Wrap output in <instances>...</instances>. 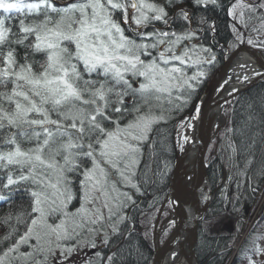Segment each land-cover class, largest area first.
Here are the masks:
<instances>
[{
	"label": "snow or ice",
	"instance_id": "1",
	"mask_svg": "<svg viewBox=\"0 0 264 264\" xmlns=\"http://www.w3.org/2000/svg\"><path fill=\"white\" fill-rule=\"evenodd\" d=\"M188 2L0 0V202L27 197L22 213L0 220L10 227L0 264H116L119 250L105 249L134 202L120 185L136 187L139 144L164 118L153 102L166 96L182 108L217 63L205 46L215 23L198 12L222 11L245 29L256 20L252 31L264 35V0H244L238 15L237 0ZM13 12L25 16L15 32ZM233 30L264 50V40ZM253 76L264 71L241 82ZM199 115L197 106L188 120ZM262 241L264 233L249 236L240 249L247 264H264Z\"/></svg>",
	"mask_w": 264,
	"mask_h": 264
},
{
	"label": "trees",
	"instance_id": "2",
	"mask_svg": "<svg viewBox=\"0 0 264 264\" xmlns=\"http://www.w3.org/2000/svg\"><path fill=\"white\" fill-rule=\"evenodd\" d=\"M155 2L164 3L165 0H155ZM238 3L243 4L244 0H237ZM184 7H193L191 0L185 3ZM200 14L208 17L210 23H215L216 30L208 34L205 46L214 47L217 63L206 82L192 93L188 103L182 108L179 107L181 101H176L174 98L169 101L167 97L162 98L160 109L153 107L154 115L164 118L158 119L149 128L146 140L139 144V154L132 175V182L136 187L128 190L120 186L122 191L128 192L134 202H129L123 209L126 219L120 225L121 234L118 238H113L110 251L105 249L108 254L119 250L116 264H152L153 224L169 192L176 160L175 128L189 115L212 76L236 48L232 20L229 16L219 10L206 9H201L198 16ZM0 15L4 14L0 12ZM11 16L13 18L6 23L14 32L18 31V22L25 16L15 12L11 13ZM33 18L27 17L28 20ZM254 25L258 27L259 22L249 21L246 29L240 22L238 23L246 36H258L264 40V35L252 31ZM18 54L20 57L23 56V48H18ZM153 103L157 104L156 101ZM216 145L215 155H210L213 146L210 144L205 158L212 199L204 220L198 225L196 261L197 264H228L229 262L247 264L240 249L245 246L249 236L254 237L264 233V210L249 229L232 258L231 254L232 246L242 228L241 221L243 222L256 207L259 195L264 192V176L261 175L264 171V83L242 93L234 100L229 109L227 126L221 131ZM161 173L164 174L163 179ZM13 201L0 202V220L5 214L22 213V210L27 208L26 196L17 194L13 197ZM166 207H168L167 212L172 209L170 203H167ZM11 224L17 227L19 232L24 231L23 224H18L15 219ZM9 231L10 227L0 222V249L7 246L9 241L4 238Z\"/></svg>",
	"mask_w": 264,
	"mask_h": 264
},
{
	"label": "water",
	"instance_id": "3",
	"mask_svg": "<svg viewBox=\"0 0 264 264\" xmlns=\"http://www.w3.org/2000/svg\"><path fill=\"white\" fill-rule=\"evenodd\" d=\"M245 48V44H243L239 49H237L234 53H232L227 60L223 63V65L217 70V72L212 76L209 83L207 84L205 90L203 91L201 97L195 104L193 110L189 113L188 118L192 115L194 109L199 106L200 109V115L199 118L195 120L194 128H193V135H192V141L191 144L193 145L196 153L197 158V173H196V182L194 185V188L192 190L189 206L187 210V216L185 220L182 218H179L178 221L175 223V226L167 239L163 242L162 245L159 244V241L157 242L156 238L159 232L157 231V227L160 222L161 213L165 209V206L167 203L171 202V196H172V181L174 178V175L176 173V169L178 166V162L180 157L184 154V149L181 152L180 155L176 156V162L174 165L173 174L170 179L169 183V192L164 200V203L161 206V209L157 215L156 221H155V229H154V249H153V262L152 264H159V261L161 260L164 252L168 247H174L175 245H181L185 237L192 233L194 236V244L190 252V256H193V258L196 261L195 256V245L197 242V231H198V225L204 220L211 199H212V192L208 181L207 176V166L205 163V157L207 153L208 146L213 141V138L216 136V133L211 136L209 133H207V129L205 130V124L206 120L209 114H213L217 108H220L224 104L227 103H233L234 100L241 95L244 92H247L251 88L258 86L260 84L264 83V79L258 78V77H252V79L245 83L241 88L234 91L233 93L229 94L228 96L222 97L221 96V85L223 84V76L225 74V71L229 65V62L232 60V58L237 54V52ZM253 50V49H252ZM254 52H258L256 50H253ZM218 89H221L218 91ZM206 186V190L208 193L207 199L199 204L198 210L194 207L193 201H198L199 197V191L203 186ZM172 204V202H171ZM172 215H174V207L172 205ZM170 218L166 219L164 223L170 221ZM186 263L190 264V257L186 256ZM197 263V261H196Z\"/></svg>",
	"mask_w": 264,
	"mask_h": 264
},
{
	"label": "bare ground",
	"instance_id": "4",
	"mask_svg": "<svg viewBox=\"0 0 264 264\" xmlns=\"http://www.w3.org/2000/svg\"><path fill=\"white\" fill-rule=\"evenodd\" d=\"M242 64H248L249 67H241ZM264 65V54L254 52L251 48L245 45V48L240 49L237 54L229 62V65L223 76V84L221 85V96L225 97L234 91L241 88L245 83H242L244 75H251V69L257 68L264 71L261 67ZM254 77V76H253ZM224 104L217 108L213 114H209L206 120L205 130L213 136V131L221 120H223ZM194 119V123H195ZM194 128V124H193ZM193 135V129H192ZM197 173V158L193 145L188 144L184 148V154L180 157L176 173L172 181V196L171 202L174 207V215L171 216L170 222L176 223L179 218L185 220L189 206L190 196L196 182ZM208 193L204 185L199 191V204L207 199ZM169 202V203H171ZM173 223V224H175ZM161 234L157 235V242ZM194 244V236L189 233L183 240L181 245L168 247L164 252L159 264H187L186 256L190 257V264H197L193 256H190L191 249ZM173 256L175 259H173Z\"/></svg>",
	"mask_w": 264,
	"mask_h": 264
},
{
	"label": "rangeland",
	"instance_id": "5",
	"mask_svg": "<svg viewBox=\"0 0 264 264\" xmlns=\"http://www.w3.org/2000/svg\"><path fill=\"white\" fill-rule=\"evenodd\" d=\"M247 0V3H252L253 0L249 1ZM243 4L241 3H238L237 6H236V9L235 11L237 12V15L239 14V11H240V8L242 7ZM230 17V16H229ZM230 19L232 20V25H236V28H238L241 33L244 35L245 39H247L248 36H246L242 30L240 29V27L238 26V23L239 21H233V19L230 17ZM234 32V30H233ZM234 34V33H233ZM254 39L256 40H262L261 38L262 37H258V36H255L253 37ZM234 40H235V45H236V48L234 49L233 52L230 53V55L232 53H234L237 49H239L243 44H245L246 46H248L249 48L253 49V50H256L258 52H262V50H259L258 47H252L251 45L247 44V43H240L236 40V37H235V34H234ZM227 57V59L229 58V56ZM226 59V60H227ZM218 91H220V89H218ZM166 97V96H165ZM201 97V96H200ZM163 102V99L161 98L159 101H156L157 104H154L156 108H161L160 104H162ZM197 103V102H196ZM195 103V104H196ZM232 103H227L225 105V108L223 110V120H221L219 122V124L216 126V128L214 129L213 131V134H215L218 130V132L216 133V136L213 138V141L210 143V144H213V146L211 147L212 149L210 150V155H215V151H216V148H217V143H218V140H219V135L221 133V131H223V129L226 128L227 126V120H228V114H229V109L231 107ZM195 106V105H194ZM193 106V108H194ZM156 108H154L156 110ZM192 108V110H193ZM191 110V111H192ZM190 111V112H191ZM155 114V111H153V115ZM158 120H155L152 122V124L150 125V127L155 123L157 122ZM184 122H187V124H185ZM193 124H194V120H188V115L176 126L175 128V132H174V147H175V153H176V156L180 155L181 152L183 151V149L188 145L190 144V142L192 141V129H193ZM190 125V126H188ZM148 134V133H147ZM187 137V142H185L184 140V137ZM146 140V139H145ZM208 150V149H207ZM206 158V157H205ZM136 161H137V157H136ZM176 162V160H175ZM136 164V162H135ZM135 164L133 166V168L131 169V171L134 173V169H135ZM131 180H132V177H131ZM133 184V182H132ZM121 187L125 188V189H128V190H132L134 189V187H131V186H128V187H124L123 185H120ZM122 188V189H123ZM124 189V190H125ZM258 202H257V205L256 207L251 210V212L246 216V218L243 220V222L241 221V225H242V228L240 230V233L235 241V243L233 244L232 246V254H231V258L234 256L235 252L238 250V247L240 246L242 240L245 238L247 232L249 231V229L253 226V224L257 221V219L260 217V215L262 214L263 210H264V192L261 193L258 197ZM171 204V203H170ZM167 208L165 206V209L163 210V212L161 213V217H160V222H159V225L157 227V231L159 232L160 235V239H159V244L161 245V243L166 240L167 236H169V234L171 233V231L173 230L175 224L171 223L170 221L166 222L163 224V222L170 218V216L172 215V212H173V209H171L170 211L167 212ZM161 209V208H160ZM159 209V211H160ZM158 211V213H159ZM157 213V215H158ZM157 215H156V218H157ZM156 218L154 220V224H153V230H152V246H153V249H154V229H155V221H156ZM211 229H214L213 227H211ZM165 233H167V235H165ZM166 238V239H165ZM97 242L99 243V238H97ZM262 244H264V241H262ZM25 250H28L26 248H23ZM24 250V251H25ZM91 251H95V250H91ZM259 259V258H258ZM74 264H75V261H74ZM230 264V262L228 263Z\"/></svg>",
	"mask_w": 264,
	"mask_h": 264
}]
</instances>
